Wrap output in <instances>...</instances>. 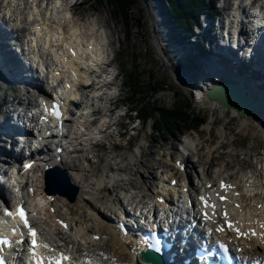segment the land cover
<instances>
[{"label":"bare ground","instance_id":"1","mask_svg":"<svg viewBox=\"0 0 264 264\" xmlns=\"http://www.w3.org/2000/svg\"><path fill=\"white\" fill-rule=\"evenodd\" d=\"M5 3L4 10L1 11V21L6 28L9 30H14L17 25L21 24L23 19L26 17L27 19H32L34 13H38L37 6L35 5V0H29L30 6H27V11L23 13V10L26 8V4L28 0H3ZM42 5H51L50 0H40ZM256 0H245V4L242 5V0L238 2V4L234 7V13L232 17L237 18V15H239L241 18L243 15H248V20H246L243 24H241L240 29V38L241 40H244L246 36L253 32V30L258 26V22L260 19L264 18V0H259V3L257 7L255 8L253 4ZM61 3L62 9H53L56 7L57 4ZM56 0L52 3L51 7L54 11H50V9L44 11L41 8H38L45 13V17H48L49 20H46L45 22L40 23L41 29L39 32H36L34 34L28 35L27 39L40 37L42 40L44 39H54L55 40V46H59L62 42V39H64L67 34L72 31V27L74 25L75 27V21L66 22L65 20V14H67L66 6L70 4V0H62L59 1ZM78 3L76 2L69 10L75 11L80 6H77ZM22 7V10H21ZM248 10H245V9ZM255 8V10H254ZM250 10V12H249ZM63 15V16H62ZM59 18L66 23H62ZM95 19V20H94ZM106 21V20H105ZM103 21V22H105ZM89 27H88V25ZM255 25V26H254ZM44 27H47L45 31ZM103 25L96 20V18H93L89 16L84 23H82V30H79L78 32L81 34L82 37L79 39L80 42L82 41L83 46V52L86 53V45L91 40V45H94L96 49H101V55H107L110 51V43L111 41L107 40V37L105 33L103 32ZM101 41V42H100ZM64 45V44H62ZM88 50V49H87ZM244 51V49H241ZM72 60H75L74 58ZM260 60V57L257 59ZM97 61L96 56L93 54L90 57L89 64H93ZM112 63V62H111ZM46 64V62L44 63ZM43 65V63L41 64ZM100 65V64H99ZM110 66V65H109ZM231 72V71H230ZM233 72V71H232ZM223 73L231 74L233 76L228 75V78L225 77L223 84L221 85H229V92L233 89H238V92L241 97H243L247 103H249L250 112L247 115L243 116H237L233 111L231 110H225L224 108L220 107L219 104L216 101H209V105L213 109L216 107L221 109L225 114H229L234 118H237L236 121L238 123V130L240 133L245 134L246 131L249 132L250 130L255 131L258 133V138L260 140L264 141V109L258 110L254 107L253 112L252 106L253 104H258L259 101H264V84L258 83L253 81L251 78L241 77V75H236L234 73H229L227 71H223ZM80 75V72H78V76ZM239 79H242L239 82ZM203 81H208L206 77H202L197 82V88L202 92V97L200 98V95L194 91H191V95L195 96L197 99V103H199L201 106H203L201 103L202 101L206 100L207 98L204 96V92L209 90L211 86H208L207 89H204ZM209 85L212 84V81L210 80L208 82ZM40 86V82L38 80L31 81L27 84V87L24 89L27 91L26 95L23 97H20L17 99L18 102H24L26 100V103L29 102L32 104L31 100L27 97V94L31 93L33 89ZM220 86V85H219ZM205 90V91H204ZM200 98V100H199ZM108 100L115 105L117 103L115 96H109ZM194 102V101H193ZM196 103V102H195ZM96 112H98L97 106L95 107ZM233 118V119H234ZM110 120V119H109ZM108 120V121H109ZM235 120V119H234ZM254 121V123L252 122ZM111 123V121H109ZM5 122H0V126L4 127ZM113 125V123H111ZM85 125L80 127H84ZM207 126V127H206ZM209 127V124H204L203 129L207 130ZM83 131V129H81ZM227 128L223 126V128L219 131L221 136H224L222 138H226L228 135ZM107 134L110 135L108 131H106ZM99 134V133H97ZM95 133L94 130H89L86 134L82 135H75L73 137V141L76 143L73 144L74 151L71 153V155H75L78 151L75 150L76 146H84L86 147L85 151L90 150V143L91 140L94 138ZM156 139V138H154ZM80 142V143H79ZM79 143V144H78ZM83 143V144H82ZM203 140L200 138H197L196 141L194 140H188L184 144V150H188L193 157L196 158V160L200 161L198 166L199 170L194 171V180H191V178L188 175L187 178V171L184 173V176L182 177H176L175 174L172 172V169H170V166L168 164L169 162V156L168 154L164 156L163 158L166 159V162H162L161 169H157V171H153L152 169L148 170V177H142L138 174L139 170H135L136 173H134L136 176L133 175V178L129 179V174L126 172L130 171L131 167H127V165L123 168L125 170L123 171V168L116 166V173L107 175L106 180H104V176L100 177V179L97 180L95 183V179L91 184L92 188V194L91 191L88 190L89 184L87 183L86 178L90 179L89 173H87L90 168L88 165L87 168H83L81 166V163H78L76 158L67 157L64 159V161L60 160L59 167L62 169L65 174L61 176V178L56 181L55 183H51L46 178L42 177V168L46 166L47 164H40L41 171L34 170L35 175H26L25 181L26 185L25 188L18 190L17 192V198L19 200H26L28 199V189L31 190L32 193L39 199V201L43 204L45 209H39V210H29L30 216L32 221L35 223L37 227L41 230L40 225H43V230L48 231L49 234H51L53 237H56V229L62 230L64 233L60 234L58 237L59 242H65V248H70L72 251L73 248L76 250V255L80 259L84 258H90V257H96L98 259H103L108 263L110 261V257L114 258L118 264H138L137 261V252L141 250L140 246L134 241L131 237L123 238L118 230L111 225V215L114 214V212L117 211H125V210H140L142 208L147 209L150 213H153L154 216L157 215L159 222H166L170 219L171 215L168 212H171L172 210H178L181 209L182 206L179 205L180 198L189 200L193 198V203L191 210H187V214L195 213L194 203L196 199L194 196H192V193L197 188L198 185L202 186L205 183H209V177L211 173L213 175H218L219 173L222 174L226 171L224 170V166L230 162L229 158L230 156H233V154L227 153L229 157H223L222 154L217 155L216 157L207 156L206 152L203 150H200L202 147ZM24 148V147H21ZM88 148V149H87ZM175 148H180L178 145L175 146ZM183 148V147H182ZM42 152H46L47 149L42 148ZM50 151V150H49ZM210 149H208L207 154L210 153ZM200 154V156H199ZM0 155H5V151L0 147ZM246 155V154H245ZM244 155V156H245ZM239 162L240 164H244L243 158ZM54 157V154H49L48 161L52 162V159ZM185 162L188 164V166H192V162L189 161V155L183 156ZM75 160V161H74ZM158 160V159H157ZM219 160L220 163L216 167V169L211 172V169H213V161ZM159 161V160H158ZM253 167L250 165L251 171H253L252 176H249L248 173H244L243 176H239L237 183H239L240 180H242L243 187H247L248 184L252 185V188L248 191L246 198L244 199L245 204L240 205L239 207L241 210H238L239 207L235 208L233 212H230V208L233 207V200L231 197L230 191H224L219 186H215L213 189H210L214 191L215 193H218V195H222L226 197V200L231 203V207L227 204H225L224 208L227 212V216L229 220L235 228L239 227L238 223L235 221H232V218L230 216L234 215L239 221L247 220V218L251 217L258 221L256 217L264 219V161L260 162L258 159L255 158L252 160ZM76 162L78 164H76ZM251 162V160L249 161ZM55 164V163H54ZM130 165V163H127ZM131 166L134 167V164L132 163ZM38 166H36L37 168ZM254 168V169H253ZM122 170V171H121ZM93 171V170H91ZM243 171L242 168H238V172ZM115 172V170H114ZM118 172H122L124 176H128L124 178L125 185H117L116 187H120V190H118L115 193H108V196L106 198H103L102 196H98L99 192L96 191V188L99 187L104 181H111L115 178L121 176L117 174ZM95 174V172H94ZM103 174V172H102ZM158 174V176H156ZM234 174V173H233ZM220 176V177H221ZM254 176V177H253ZM98 177V176H97ZM204 177V178H203ZM203 178L202 182H198ZM245 178V179H243ZM137 179V183H131L130 181H134ZM147 179V180H146ZM172 179L176 180L177 185H170V182ZM0 181L5 183V177L4 173L0 170ZM17 185L20 184V179H16ZM24 181L23 175H22V182ZM92 181V179H91ZM185 181L190 183H185ZM135 182V181H134ZM143 182H146V185L142 186L141 184ZM96 184V185H95ZM138 185H140L138 187ZM199 187V186H198ZM44 189H49L55 194L52 195V199L49 202H46L44 200L43 193ZM90 188V187H89ZM182 188H185V191L181 190ZM67 189V191L65 190ZM4 192H6V196L2 199H10L12 198V194L9 192V190L5 187ZM251 192V193H250ZM166 194L168 199L170 200L171 206L166 207L164 209H161V205L155 201L156 198H158L160 195ZM4 196V193H2ZM115 195V196H114ZM1 196V194H0ZM252 200L251 204L249 203L250 200ZM95 203H94V202ZM94 203L95 205L98 203L101 204V208H103L102 211L98 209H95V207L91 206L88 203ZM236 203H239V199L235 201ZM29 203H32V206L35 205V202L31 199L29 200ZM62 203V205H61ZM109 204H114L115 206L109 207ZM253 205H260V209H256L253 207ZM84 206L88 208V210L81 209ZM124 206H128L125 210H123ZM32 209V207H31ZM90 209V210H89ZM72 210H78L79 214ZM212 210V208H211ZM94 211V213H93ZM213 213V210H212ZM215 215H210V221L209 223H212V221L216 224L223 223L225 220L219 215V213L215 209ZM139 216L144 221V225L147 226L148 224H152L154 222V217L149 218L147 217L148 214H144L143 212L139 211ZM166 214V215H164ZM118 216V214H116ZM136 215V213L134 214ZM59 218L61 221L66 222V229L61 228L59 225L55 223V219ZM37 218V220H36ZM36 220V221H35ZM209 226V224H207ZM223 228V231H219V233H223L226 228H229L228 226H221ZM92 236H98V238H92ZM236 242H242L241 244H237L241 249H243L244 253L250 254L253 256H257L259 254L264 253V244L263 242H252L250 244V249H246L245 247V241L246 239L243 237L242 239H235ZM109 256V257H107Z\"/></svg>","mask_w":264,"mask_h":264},{"label":"rangeland","instance_id":"2","mask_svg":"<svg viewBox=\"0 0 264 264\" xmlns=\"http://www.w3.org/2000/svg\"><path fill=\"white\" fill-rule=\"evenodd\" d=\"M133 2L131 10L129 11L131 21L126 27L122 25L119 18H115L109 6H107L104 2H98V0H82L81 4L77 5L80 7L74 11L78 14V16H91L96 18V20L103 25V32L105 33L107 40L109 38L111 41L110 51H112V57H114L113 65L118 73L117 84L119 85V90L118 96H116L117 103H119L120 99H124L121 103L122 107L120 110L124 111L126 108L135 110V108L137 109V104H139L140 100H142L144 106H154V108L169 106L173 102V93H175L187 99L193 113L197 114L198 117H201L204 124H209V127L207 130L200 127L198 129L194 128L191 132H185V130L181 132H174L171 137L167 136L166 140L163 141L151 140L149 136V128L145 126L141 129V131L136 132L135 136L133 135L135 132L130 131L121 138L117 137V131L118 133L123 132L121 128L118 130L116 128H110L107 130L110 135L107 134V132L102 135H97L96 138H101L102 136V142L99 141L96 147L92 150L83 154H78L81 166L83 168H87L89 165V169L93 170H89L87 172L91 176L90 179L86 178L87 183L90 181L87 188L91 191L90 193L92 194V190H94L91 189V183L96 178L95 183L103 176L104 180H106V176L104 174H100L101 172L109 169V175L116 173L117 169L115 164L118 166L127 165V167H124L128 168L130 165L127 163H133L134 167L132 166L128 172L136 173L135 170L137 169V171L139 170L138 174L141 178L148 177L149 169H152L154 172L159 168L161 169L162 162H165V159L163 158L164 156L172 152V157L176 158V156L182 152L181 148H175V146L182 140L180 137L182 135L192 136L194 141H196L197 138L203 140L200 150L206 152L207 156L212 155V157H216L222 152L223 157H229L227 153L233 154V156H230L229 158V165L233 166L231 171L232 174L238 172V168H248L247 170H251L250 165L253 167L254 161L252 160L254 158L263 162L264 141L258 138V133L253 130H250L249 132L246 131L245 134L240 133L237 126V118L225 114V112L217 107L213 109L211 106H208L209 100L207 99L202 101L201 104L203 106L199 103L193 102L191 97L192 95L189 90L190 84L193 83L189 80L186 70L181 65L178 59L179 56H175L170 51V45H167V43L170 44L173 41H181L182 35L175 29V25L172 21H170L167 17H164L163 14L161 17L159 14L161 13V5L156 0H133ZM156 2L160 6V12ZM165 19L168 20V25L165 23ZM135 20L140 21V28L135 26L137 24L135 23ZM133 73H137L136 79L141 85V89L139 90L140 94L136 95L130 101H127L126 98L129 96V90L126 78L129 74L133 75ZM159 81L164 83L162 86L163 91L155 96H152L149 89ZM110 95L114 96L115 94L113 91H110ZM133 115L134 113H129L126 118L119 121V125L124 127ZM111 120L116 121L115 117L112 116ZM252 122L254 123V121ZM111 123L114 124L115 122ZM134 125L135 123H133V126ZM192 125H194V123H192L191 126ZM223 126H225L228 130V135L226 136L228 140H226V138H222L224 136H221L219 133ZM128 140L130 141L129 143L136 142L138 145H142V148L139 150L140 152H138L136 148H133L134 146L130 149V144L126 146ZM218 142H220V146H222V148L219 147V149L215 150L212 146L216 145ZM110 143L113 144V148H111ZM232 143L235 145L232 147L228 146ZM151 144H153L152 146H154L155 149L150 150ZM146 145H149L148 149H145ZM208 149H210L211 152L207 154ZM150 152H152V154H150ZM139 153L141 154L139 155ZM243 156L244 164H240L239 162ZM189 160L192 162L193 168L189 165L187 171L192 172L194 169L198 171V164L200 161L196 160L190 152ZM250 160L251 162H249ZM219 163V160H214L212 167L214 168ZM76 164L78 163L76 162ZM168 164L170 166V162H168ZM125 168H123V171ZM212 171L213 169H211V172ZM98 174L100 175L96 177ZM117 174L122 175L123 173L118 172ZM134 176L136 175L134 174ZM156 176H158V174ZM239 176L237 178H239ZM134 181L135 182L132 181L131 183L133 184L138 182L137 179ZM104 184L107 188H109L110 183L105 182ZM141 185H146V182H143ZM139 186L140 185H138V187ZM99 188H96V190ZM65 190L67 191V189ZM101 190L102 192H99L98 196L106 198V193H115L119 189L117 187L111 188L108 192L104 188H101ZM94 203L91 202L88 204L91 206L94 205L93 207H95V209L98 207L100 211L103 210L100 203H97L96 205ZM112 206L115 205L109 204V207ZM88 208L84 206L81 209L88 210ZM72 211L79 214L78 210Z\"/></svg>","mask_w":264,"mask_h":264},{"label":"trees","instance_id":"3","mask_svg":"<svg viewBox=\"0 0 264 264\" xmlns=\"http://www.w3.org/2000/svg\"><path fill=\"white\" fill-rule=\"evenodd\" d=\"M161 5V12L164 17H167L175 25V29L183 36H187L191 33L190 28V16L196 21V15L199 10L209 11L212 9L200 7H206L208 3L213 0H156ZM98 2H104L109 6L115 16L119 18L123 26L131 21L129 11L133 5V0H98ZM157 5L159 6V4ZM160 7V6H159ZM137 23L135 26L140 28L141 23L139 20H135ZM137 73L129 74L127 76L128 90L130 96L127 100L133 99L136 95L140 94L141 85L136 79ZM163 82L159 81L154 84L149 91L152 96L157 95L162 90ZM142 105L139 106L140 115L144 119H151L152 125L155 129L154 134H159L160 137L169 135L170 132L177 128H184L187 125L194 123H201L203 119L194 114L190 108V104L183 96L173 93V102L169 106H162L161 108H154V106H144L142 100L139 101ZM193 125V127H194ZM154 138H156L154 136Z\"/></svg>","mask_w":264,"mask_h":264},{"label":"snow or ice","instance_id":"4","mask_svg":"<svg viewBox=\"0 0 264 264\" xmlns=\"http://www.w3.org/2000/svg\"><path fill=\"white\" fill-rule=\"evenodd\" d=\"M58 109H59V105L54 103L53 106H52V109H51V114L54 115L57 118V120L60 119V112H59ZM45 111L49 112V109L46 108ZM25 167L27 168V167H29V165H25ZM209 187H211V186H209ZM231 187H232V185H226L223 181L221 182V189L222 190L226 191L227 189H229ZM237 195H238V193H237ZM219 199L221 201H224L226 199V197L225 196H220ZM200 200H201V202L204 204V206L206 208H209V207L212 208V210H213L212 214L213 215L216 214L215 213L216 206L214 204H210L208 202V198H206L205 196H200ZM237 207H239V205H237ZM3 214L5 216H8V217H16V216H18L20 221L23 223L24 227L28 229V234L32 237V242H31V247L29 248V253L33 257L34 264H62L63 261H67L69 259V257L63 255L62 253L56 252V250L51 249L47 244L37 245L36 231L32 227H30L22 207L18 206L15 213H13L7 207H5L4 211H3ZM203 215L205 217V220L210 219V217H209L207 212H204ZM223 216L225 218V222H226L227 226L230 229H232L233 231H236L238 237L241 236V235H244V236H248L249 235V233H241L239 231V229L235 228L234 225L231 222H228V220H227V212L226 211L223 213ZM62 226L66 227V225H62ZM222 230H223V228H221V227L217 228V231H222ZM13 231H15V229H13ZM208 235L209 236L211 235V229L208 230ZM251 235H255V232H252ZM8 243H9V241L6 238L0 239V244L7 245ZM157 243H159V241H157ZM217 244H218L220 249H222L223 251H227V248H226V246L223 243L217 242ZM38 246L42 247V248H45V249H48L51 252H54L55 255L40 256L36 252V248ZM0 264H4V262L2 260H0Z\"/></svg>","mask_w":264,"mask_h":264},{"label":"water","instance_id":"5","mask_svg":"<svg viewBox=\"0 0 264 264\" xmlns=\"http://www.w3.org/2000/svg\"><path fill=\"white\" fill-rule=\"evenodd\" d=\"M229 85L215 86L211 90H208L206 97L209 100L217 101L225 110H232L237 116L247 115L250 112L249 103L240 96L238 89H233L229 92ZM252 111V110H251ZM55 170V169H54ZM53 170L46 172L47 176L52 173ZM56 178L59 180L64 175L63 172L56 170ZM56 182V181H55ZM46 193H54L51 190H45ZM141 257L151 258L148 254H142Z\"/></svg>","mask_w":264,"mask_h":264}]
</instances>
